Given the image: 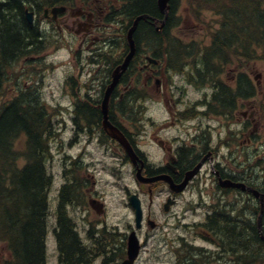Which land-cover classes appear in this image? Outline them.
I'll return each mask as SVG.
<instances>
[{"label":"trees","instance_id":"16d2710c","mask_svg":"<svg viewBox=\"0 0 264 264\" xmlns=\"http://www.w3.org/2000/svg\"><path fill=\"white\" fill-rule=\"evenodd\" d=\"M124 1L125 5L118 13L128 19L144 13L155 18L163 17L157 7V0ZM180 1L171 0L169 18L160 33L150 21H139V34L136 33L135 38L138 35L146 38L152 52L166 47L177 58L183 55L193 58L191 54H198L202 65L196 68L197 75L215 78L214 84L218 82L216 78L223 71L224 65L232 58L257 59L264 63V0H183L197 21L201 20L204 10H212L218 15V27L211 32L210 42L206 44L195 41L183 44L180 39L172 36L171 29L176 27L172 19ZM160 37L165 39L166 44L160 41L157 45ZM43 38L42 30L26 21L21 0H0V96L6 71L18 58L44 49ZM236 82L238 87L231 90L230 95L238 96L242 86L245 98L253 95L255 88L246 72L239 71ZM218 97L216 92L214 98L218 101L214 99L215 113L220 112L217 108L223 106ZM95 103L98 102L92 103L87 99L77 104L74 120L99 128L101 114ZM113 112L110 105L112 118ZM50 124V115L33 88L21 89L0 105V242H4L9 251V257L2 264L45 262L48 192L52 183L45 163L51 158L48 144L55 137ZM16 142L21 143L23 150L14 147ZM255 165L257 170L264 171V158L257 159ZM69 166L71 168L62 167L64 181L68 184L61 185L56 208L54 231L59 264L91 263L92 256L97 252L81 243L75 223L66 210L67 206L75 205L76 194L78 197L80 190L73 183L79 180L76 169ZM250 167L249 163L247 168ZM216 219L213 230L215 239L220 243L221 255L227 254L236 260L264 261V252L257 258V248L262 249L264 241L256 231L255 224L250 226L248 220L244 224L225 221L227 218L222 219V215L216 216ZM239 243L243 244L239 247L231 246H238Z\"/></svg>","mask_w":264,"mask_h":264},{"label":"rangeland","instance_id":"374dc122","mask_svg":"<svg viewBox=\"0 0 264 264\" xmlns=\"http://www.w3.org/2000/svg\"><path fill=\"white\" fill-rule=\"evenodd\" d=\"M184 4L179 12L182 25L176 29V33L184 40L190 39L200 40L201 43H206L207 35L210 29L216 26V18L212 12L203 11L201 19H204L200 24L196 21L191 13L184 12ZM48 37L42 49L34 59L20 58L11 69L7 72L4 81L2 94L0 96V105L6 103L15 93H17L22 86H33L39 95V99L46 105L49 114L54 117L55 137L50 142L51 160L45 163L49 175L52 177V183L48 192L49 211L47 216V236H46V263L58 264L57 251L54 243V235L52 227L55 224V208L58 202L59 187L64 181L62 174V157L65 153L75 155L77 152L84 153L83 167L78 169L80 178L86 175L89 178L87 182V189L92 186V177L94 176V189L102 195V198L107 203V216H100L93 210L88 208V205L80 208L70 209L67 207V212L73 218L76 228L79 231L81 239L87 243L86 229L91 224L97 227L103 226V221L109 229H117L122 231L125 229L127 223L131 221L129 207L124 205L125 193L123 194L124 186L131 187L132 172L131 169L125 166H115L117 178L112 176L108 171L111 160L113 159L111 152H106L103 145L93 142L85 136H97L95 133L80 132L78 136L79 141L72 143L68 136H75L72 126L73 116V101L79 97L85 98L87 91L94 92L102 79H104V70L102 67H97V63L92 66L86 65V62L94 60L93 53L88 51L87 45H83L80 50L78 44V36L70 32H58L54 30V26H44ZM115 30V25L110 28H104L102 31L107 32L106 35L111 34ZM101 31V30H100ZM75 35V36H74ZM112 35V34H111ZM77 36V37H76ZM142 39V38H141ZM140 39V43L142 40ZM234 61V60H233ZM235 62V61H234ZM234 66V63L231 64ZM247 72L255 82L258 83V92L264 91V66L263 63L254 60L247 64ZM229 74L227 72L220 75L222 80L228 77L230 80L237 72V69L229 67ZM157 76L162 80L166 86H171L173 93H169V100L174 108L182 109L183 106L188 107L186 102H196L202 93L203 87H196L189 84L183 73L172 72L170 74L157 72ZM97 82L95 84L94 79ZM97 85V86H96ZM151 88H142L139 84V99L142 101V119L140 122L124 121L129 130L130 136L134 137L138 147L143 150L149 157L150 161L156 162L162 159L165 154L162 153V148L159 142L164 145H169L175 141L177 136H186L184 129L192 126L193 121L187 126L179 123L172 117V112H169L165 106L163 95L158 97L154 88V83H151ZM187 85L182 93L181 98L178 92L179 88ZM209 88V87H206ZM204 88V89H206ZM144 94V96H143ZM94 97V96H92ZM260 95H257L259 98ZM80 98V99H81ZM251 105L247 104V107ZM196 107V106H195ZM194 115L198 118L196 124L200 121L202 126H209L210 136H224L223 124L228 121L225 118L212 116L214 114L204 116ZM232 121H230L231 123ZM198 129V127H196ZM193 133V130H191ZM257 141L249 144L247 141L243 148L245 155L244 160L248 155L256 156L259 146L264 143V125L260 130L257 126ZM169 141V142H168ZM15 148L23 150L20 142H16ZM118 162V161H117ZM73 171V170H71ZM130 171V172H129ZM205 179L209 181L207 174L202 173ZM162 196L154 198L153 209L155 216L159 222V227L150 230L148 227L149 238L145 244L144 250L135 264H175L187 259L185 250H194L200 247L204 249L214 248L213 243L207 241L198 235V230L195 231L193 224L201 222L204 219L205 213L208 210L209 197L203 194L202 198L196 192H186L178 199L177 204L172 208V212L165 214L162 211ZM147 202L146 196H142ZM251 238V237H250ZM249 238V240H250ZM246 238H243V240ZM191 247H190V246ZM258 247V246H257ZM9 257V251L4 242H0V263ZM260 254L257 252V258ZM259 259H257L258 261ZM96 264H99L98 262Z\"/></svg>","mask_w":264,"mask_h":264},{"label":"flooded vegetation","instance_id":"af4514ba","mask_svg":"<svg viewBox=\"0 0 264 264\" xmlns=\"http://www.w3.org/2000/svg\"><path fill=\"white\" fill-rule=\"evenodd\" d=\"M77 3V16H73L75 14L74 10V4ZM66 13L61 14L56 17L54 20V23L57 27L63 26V27H79L82 29H85L86 32H84V35L86 37H83L82 43H86L88 47H91L92 44L95 42V35L93 31L91 30L92 27H100L101 25H104V20L107 17L108 9L112 6L108 0H73L70 2L68 0V5H66ZM69 15H66V14ZM44 16L47 18H50V15L48 12L44 13ZM140 40H137L138 45ZM130 86V85H129ZM94 103V102H93ZM113 148L114 150L118 151V144L113 141ZM224 146L228 149L229 148V142L228 140L223 142ZM219 149V146L216 145L212 149L208 143L207 140L200 138L199 136H192L189 144L185 143L183 140H180V145L175 148H166L165 150L168 153V162H166V165L161 166V169L158 170L161 173H167L171 175L175 182H180L183 179L184 172H187L188 169L196 165L197 163H202L203 165L206 163L207 160H210L213 157V151ZM216 165L217 173L222 177H230L228 176V173H225L223 168L224 165H221V163L217 162ZM205 169L206 171H209L207 168V165L202 168V170ZM210 172V171H209ZM213 172V171H212ZM144 174H149L150 168H146L144 166L143 169ZM202 176L194 177L189 184H198L199 181H202ZM159 182L153 183L151 186L147 188L148 192L151 194L153 193V188H157ZM213 182H210V187H212ZM188 187H190L188 185ZM187 187V188H188ZM214 188L218 189L219 192L225 191V194L229 193L228 188L220 189L218 185V181H214ZM179 195H174V198H176ZM151 204V201H150ZM149 204V207H150ZM147 218V217H146ZM225 221H228L226 219ZM227 223V222H225ZM143 221L141 227L137 230V233L142 230ZM225 227V226H223ZM226 228H224V231ZM124 241H122L123 243ZM243 243H239V245H231L233 247H239ZM228 250H231V248H227ZM257 264H260V261H257Z\"/></svg>","mask_w":264,"mask_h":264},{"label":"water","instance_id":"95a60500","mask_svg":"<svg viewBox=\"0 0 264 264\" xmlns=\"http://www.w3.org/2000/svg\"><path fill=\"white\" fill-rule=\"evenodd\" d=\"M167 2H168V0H158V4H159V6L163 12H165V7L167 5ZM59 10H60V8H54L52 11L56 12ZM144 17L145 16H140V17L136 18V20L134 21V24H136L139 19L144 18ZM29 18H30V15H29ZM133 28H131V30L129 31V35H128L130 43H132L131 42L132 41L131 40V34L133 31ZM124 68H125V65L123 64L120 67H117L113 72V75H114L113 82L111 83L110 87L107 88L106 93H105V98H104L103 104H102V113H103L102 124H103L104 129L107 131V133L111 137L117 139L125 147V149L128 151V153L132 155V149H131V146H130L128 140L126 139V137L123 135V133L116 126L111 125V123L108 121L107 108H106L108 96H109L110 92L112 91L113 87L115 86L117 80L120 77L121 72L119 70L120 69L122 70ZM131 201L135 205V208H137L136 216H137V220L139 221L140 210H139L138 201H136L133 197L131 198ZM136 253H137V244L135 241V237L133 235H131L129 246H128V259L124 260L121 264H132L133 259L136 256Z\"/></svg>","mask_w":264,"mask_h":264},{"label":"bare ground","instance_id":"6f19581e","mask_svg":"<svg viewBox=\"0 0 264 264\" xmlns=\"http://www.w3.org/2000/svg\"><path fill=\"white\" fill-rule=\"evenodd\" d=\"M12 4H13V3H12ZM139 38H140V37H139ZM140 39H141V38H140ZM140 39H139V40H140ZM141 40H142V39H141ZM139 43H140V42H139ZM136 45H138L137 40H136ZM39 148H40V147H39ZM39 148H38V149H39ZM67 224H68V223H67ZM260 249H261V247H258V248H257V252H258L259 254H262V253L264 252V246H263V248L261 249L262 252H260ZM227 250H228V249H227Z\"/></svg>","mask_w":264,"mask_h":264}]
</instances>
